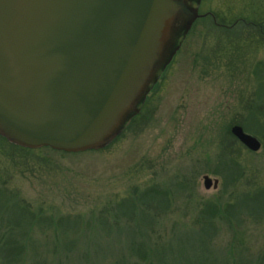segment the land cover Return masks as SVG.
I'll return each instance as SVG.
<instances>
[{
  "label": "rangeland",
  "instance_id": "1",
  "mask_svg": "<svg viewBox=\"0 0 264 264\" xmlns=\"http://www.w3.org/2000/svg\"><path fill=\"white\" fill-rule=\"evenodd\" d=\"M198 13L210 14L212 19H198L184 37L177 33L179 45L174 56L161 76L158 74L148 102L143 108V104L137 106L143 110L141 119L107 148L70 154L40 148L18 154L0 140V178L18 199L46 218L82 220L76 231L65 230V237L51 230L47 252L52 251V237L61 241V251L71 248L65 243L73 238L81 241L79 246L73 244L76 247L100 245L107 240L110 253L117 249L112 247L118 238L119 243L133 240L123 229L120 234L108 233L86 216L92 209L106 204L110 207L134 186L144 189L156 185L160 191L170 192L169 204L162 210L164 216L157 217L160 244L175 245L173 239L180 232L192 235L190 226L198 218L197 201L215 199L223 205L236 202L241 207L239 222L231 221L229 226L217 221L205 249L209 255L219 256L232 241L236 264H264V41L254 43L260 40L256 33L257 40L245 37L254 32L251 26L241 28L237 24L230 36L237 33L244 38L232 40V45L225 43L226 36L219 39L211 30V25L220 20L225 25L235 20L249 25L263 23L264 0H201ZM253 104H263L262 111ZM250 111L253 113L247 117ZM246 117L251 133L243 132L259 142L255 152L230 133L232 126H239L234 123ZM225 128L238 143L229 167L239 175L233 172L231 180L222 167L223 152L230 149L222 146ZM203 176L217 180L216 189H204ZM259 191L263 192L260 198L245 199ZM68 255L59 260L80 264L77 250L70 249ZM189 259L194 263L197 257Z\"/></svg>",
  "mask_w": 264,
  "mask_h": 264
},
{
  "label": "water",
  "instance_id": "2",
  "mask_svg": "<svg viewBox=\"0 0 264 264\" xmlns=\"http://www.w3.org/2000/svg\"><path fill=\"white\" fill-rule=\"evenodd\" d=\"M199 2L0 0V137L69 154L106 146L171 61ZM230 133L258 150L241 127ZM202 187L217 180L203 176Z\"/></svg>",
  "mask_w": 264,
  "mask_h": 264
},
{
  "label": "trees",
  "instance_id": "3",
  "mask_svg": "<svg viewBox=\"0 0 264 264\" xmlns=\"http://www.w3.org/2000/svg\"><path fill=\"white\" fill-rule=\"evenodd\" d=\"M195 22L193 24H195ZM218 23L224 22L220 20ZM238 24L241 23L238 22ZM251 25L250 29L254 30V32H248L245 37L250 41L253 39L257 40V37H255L256 33L258 37H260V40L254 41V43L263 42L264 21L263 23L255 24L253 22ZM211 28L212 32L219 35V39L226 36L224 38L225 43L232 42V40L238 42L244 38L240 36L241 34L237 33H233L231 37L230 35L234 28L219 29L213 26V24ZM216 35L215 38H217ZM229 44L232 45V43ZM221 47L224 48L223 46ZM169 63L159 73L160 76ZM160 76L157 77L156 82L150 87L148 93L144 97L141 103L143 104L142 108L148 102V94L150 92L152 93L156 88ZM262 105L263 104H257L256 106L253 104L260 112L262 111ZM142 108L138 109L137 113L133 114L127 120L119 134L110 143L104 146L103 149L115 142L124 131H127L134 123L141 119ZM248 113L249 115L247 117H251L253 111ZM247 117L242 119L243 122L241 121L234 124L241 126L243 131L247 130L249 124L246 120L248 119ZM223 135H226V139H223L225 143L222 144L221 142L222 146L228 145L230 148L228 152H223V156H227V158L225 159L224 157L222 161L225 163V165L222 166L223 171L227 170L229 172L227 177H231L233 172L238 176V172L229 167L232 165L231 155L234 153L233 151H235L233 147L237 146L238 143L230 136L228 128H225ZM0 140L5 142L11 149L17 151L16 153L18 154L22 152H32V150L10 145L2 138H0ZM228 179L231 180L232 177ZM261 193L263 192H255L252 196L247 195L245 199H258L261 197ZM16 196L17 194L6 187L5 182L0 178V264H66L59 260V257H69L68 253L70 249L77 250V260H81L80 264H236L233 259L235 253L231 251L232 248H236L235 245L232 244V241H229L225 245V249L219 251V256H211L205 249V246H208L206 242L207 239H210L211 236L214 235L218 223L217 221H224L229 226L231 225V221L237 220L239 222V215L237 214L241 207L239 203L236 204V202L234 204L225 203L223 205L215 199L206 200L204 202L197 201L195 206H197L198 218L195 223H192L190 226L193 227L191 232L192 235L186 236L183 232H180L177 238L173 239L176 242L175 245L171 246L169 244H163L162 242L160 244L162 238L159 236L156 228L159 221L157 217L159 215L164 216L162 210L169 204L168 199L170 192L163 189L160 191L156 185H150L144 189H139L134 186L129 192L121 196L119 200L115 201L114 204H111L110 207L106 204L104 207H99L98 210H96L97 208L92 209L86 216L90 223L94 225L99 224L107 230L108 233L118 232L117 234H120L123 229L130 234L131 238L133 237V240L119 243L118 238L117 241L113 242L116 243V245L114 247L111 245L112 248L116 247L117 249H113L110 253V244L107 240L104 241V243L101 242L100 245L91 243L90 247L85 245L76 247L73 244L76 243L77 246H79L81 241L78 238H73L67 240L65 243L70 245L71 248L61 251L59 244L61 241L58 242L57 237H52L53 240L50 243L52 255L50 254L51 252H47V250H49L47 248V243L48 239H50L49 234L51 230L53 232L57 231L59 234L61 232L62 237H65V230L76 231L77 227L82 223V220L65 217L64 219L61 218L56 221L51 217L48 218L49 215H47L46 218L42 215V212L33 211L29 204L23 199H18L19 197ZM150 211L152 213H150ZM88 221L87 223L85 222V224L89 227ZM61 225L68 226V229L61 228ZM121 225L124 227L122 226L120 228ZM53 232L52 234H54ZM192 236L193 238H191ZM56 244H58V246ZM60 251L64 253L62 256H60ZM48 254L50 256H47ZM53 256H55L56 259H54ZM192 256L197 257L194 263L189 259Z\"/></svg>",
  "mask_w": 264,
  "mask_h": 264
},
{
  "label": "flooded vegetation",
  "instance_id": "4",
  "mask_svg": "<svg viewBox=\"0 0 264 264\" xmlns=\"http://www.w3.org/2000/svg\"><path fill=\"white\" fill-rule=\"evenodd\" d=\"M201 1V0H200ZM199 6H200V2H199V5H198V8H199ZM197 13H198V11H197ZM198 18L196 19V20H198V19H205V18H207L208 16L211 18V15L210 14H207V13H204V14H199L198 13ZM212 19V18H211ZM195 20V21H196ZM194 21V22H195ZM239 21V20H238ZM193 22V23H194ZM240 23L241 24H238V22L235 20L232 24H230V25H225L224 23H213V25L216 27V28H219V29H232V28H234V27H236L237 26V24L241 27V28H243V27H245V26H252V25H249V24H247V23H244V22H242V21H240ZM193 25V24H192Z\"/></svg>",
  "mask_w": 264,
  "mask_h": 264
}]
</instances>
